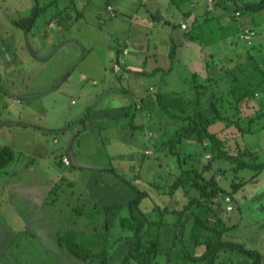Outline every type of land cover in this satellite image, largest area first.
<instances>
[{
  "label": "rangeland",
  "instance_id": "rangeland-1",
  "mask_svg": "<svg viewBox=\"0 0 264 264\" xmlns=\"http://www.w3.org/2000/svg\"><path fill=\"white\" fill-rule=\"evenodd\" d=\"M49 1L38 0L47 7L28 37L12 20L28 16L35 0H0V145L14 152V160L0 168V264H99L100 258L86 262L69 255L56 238L71 228H99L104 219L111 234L106 264H123L133 242L119 226L126 208L105 216L98 207L125 204L136 193L103 170L109 167L147 192L140 209L149 220H163L153 264H179L175 225L183 222L179 211L194 192L179 187L171 193L170 183L180 168L202 170L208 160L212 165L203 171L205 178L213 177L231 193L230 211L224 198L212 202L230 227L223 238L257 250L264 264V167L235 169L234 162L216 157L207 141H183L186 162H178L162 147L163 132L176 120L163 117L154 101L134 108L138 97L157 92L192 97L194 84L228 69L245 71L238 84L224 81L226 86L251 82L258 99L264 91V9L215 0L217 12L223 11L218 17L204 12L206 0ZM190 9L202 14L193 10L197 20L183 33L178 23L188 19ZM248 33L250 39L244 40ZM117 50L119 70L114 72ZM254 105L243 111L251 114ZM221 127L220 122L210 125L218 132ZM250 129L243 135L235 129L221 134L238 141H228L230 152L243 145L256 154V163H263L264 118ZM63 153L69 165L61 162ZM246 158L251 161L252 155ZM209 220L212 224V214ZM191 225L189 218L185 243ZM202 250L199 246L195 252Z\"/></svg>",
  "mask_w": 264,
  "mask_h": 264
},
{
  "label": "trees",
  "instance_id": "trees-1",
  "mask_svg": "<svg viewBox=\"0 0 264 264\" xmlns=\"http://www.w3.org/2000/svg\"><path fill=\"white\" fill-rule=\"evenodd\" d=\"M48 3L50 4L51 0ZM236 5L256 11L264 9V0H247L242 3L237 1ZM46 7V3L40 5L38 0H35L31 13L28 16L13 19L12 23L28 32L33 28L39 13ZM173 53L174 51H171V56ZM114 61L119 63V50L116 52ZM158 69L160 68L157 67L152 71ZM128 71L131 70L129 69ZM244 71V69H240L238 72L234 69H228V71H219L216 77L208 75L204 79V83L194 84V94L189 98L177 92H172V94L168 95L164 92H157L152 95H146V98H137L134 108L138 109V102H143L144 100L147 102L154 101L156 109L163 117L176 120L174 128H171L172 130L165 129V132H163V137L166 139L162 147H164V151L174 155L178 162L185 160V158L181 159L180 151L183 141L199 143L207 141L214 155L234 162L235 169L244 167L262 168L264 167V162L256 163L254 161L256 154H252L251 150L246 146H237L234 148L235 153L230 152L228 141L231 140L237 143L238 141L235 138L223 139L221 134L224 130L226 132L235 129L239 135H243V133L251 131L252 122L258 118H264L263 90L257 99L255 95L258 93L249 88L251 82L235 86H231L229 83L226 86V82H224L236 81L239 73L242 74ZM133 72L142 74L146 71L134 70ZM254 104H256V108L251 114L243 111L244 107L253 109L255 107ZM128 114L130 117L132 116L129 111L126 112V115ZM86 116H89V114L86 113ZM246 118L248 119L245 120ZM215 122L222 124L221 132L210 129V125ZM243 122H246L245 125H243ZM140 126L139 124L133 125L134 128ZM237 143L236 145H238ZM250 155H252L251 161L246 158ZM62 156H66V153L61 154L60 158ZM13 160L14 152L12 148L7 145H0V168H4ZM211 165V160H208L202 170L191 166L190 168H180L178 176L173 183L171 182L172 184L170 183L171 193L179 187L182 188L184 193L192 192V190L194 192V194H191L188 204L179 211V218L184 216L183 222L178 221L175 225L174 238L177 237L178 239L174 241L178 240L181 245L179 264H261L262 256L257 250L247 248L238 241L223 238L230 227L226 226L224 219L217 216L214 212L212 202L217 198H224L225 200V197L230 196L231 193L220 187L213 177L205 178L203 171L209 170ZM103 170L119 177L136 193L125 204H101L100 208L98 207V210L105 216L109 213L119 214L118 212L126 208V214L119 216V226L130 234L133 242H131L130 247L125 252L122 263L153 264L158 252L159 230L163 224L162 218L158 221L149 220L147 214L140 209L142 199L147 196L145 190H139L131 185L128 180L112 167L103 168ZM193 206H197L194 211L191 210L194 208ZM210 214L214 216L212 224L209 220ZM189 218L192 219V225L188 234V241L185 243L182 236L185 222ZM110 238V224L104 219V223L99 228L94 225L84 229H67L60 235L58 234L56 241L69 255L81 261L92 262L94 259L100 258L98 263L106 264L109 258L107 249ZM199 246L203 247L202 253L196 254L195 250Z\"/></svg>",
  "mask_w": 264,
  "mask_h": 264
},
{
  "label": "crops",
  "instance_id": "crops-1",
  "mask_svg": "<svg viewBox=\"0 0 264 264\" xmlns=\"http://www.w3.org/2000/svg\"><path fill=\"white\" fill-rule=\"evenodd\" d=\"M236 0H234V2H235ZM238 1V0H237ZM236 1V2H237ZM243 1H247V0H239L238 2L239 3H242ZM235 2V3H236ZM209 2H208V0H206V4H205V6H204V12L207 14V12H209V13H212V11H213V14L214 15H218V17H220L221 16V14H222V12L223 11H219V12H217V10H216V6H217V3H216V1L214 0L213 1V4H212V9L210 10H208V6H209V4H208ZM111 6V5H110ZM237 7H239L238 5H236ZM224 8H225V6H223ZM112 10H113V7H112ZM193 10H195L198 14H202L201 12V10H196V9H190V10H188L187 11V16L185 17V18H188V19H184V20H181L179 23H178V27H179V29L184 33L186 30H182L181 28H180V23L181 22H185L186 24H187V26H188V28H187V31L190 29V27L192 26V23L194 22V21H196L197 19H196V17L197 16H195L194 15V11ZM201 11V12H200ZM200 12V13H199ZM217 12V13H216ZM26 35H28V32H26ZM28 37H29V35H28ZM27 37V38H28ZM191 41V40H190ZM189 40H187L186 42L189 44V42H190ZM40 44V43H39ZM124 54V53H123ZM126 54V53H125ZM124 54V55H125ZM249 57H251L250 56V54L248 53L247 54ZM237 58V57H236ZM261 67H262V65H261ZM157 68V67H156ZM155 69V68H154ZM233 83H235V81H233ZM232 84V82L231 83H229V85H231ZM235 84H238V83H235ZM123 91H125L126 92V90L125 89H123ZM142 97V96H141ZM138 98H140V97H138ZM104 184H106V183H104ZM108 185V184H107Z\"/></svg>",
  "mask_w": 264,
  "mask_h": 264
},
{
  "label": "built area",
  "instance_id": "built-area-1",
  "mask_svg": "<svg viewBox=\"0 0 264 264\" xmlns=\"http://www.w3.org/2000/svg\"><path fill=\"white\" fill-rule=\"evenodd\" d=\"M209 1V6H208V9H212V4H213V1L214 0H208ZM107 9L109 10V11H112V7L110 6V5H108L107 6ZM180 28L182 29V30H185V29H187V25L184 23V22H181L180 23ZM243 39L244 40H249L250 39V34L248 33V34H246V35H243ZM249 42V41H248ZM123 53L125 54L126 53V50L124 49L123 50ZM119 70V65H118V63H115L114 65H113V71L114 72H116V71H118ZM61 161H62V163L64 164V165H69V161H68V158L66 157V156H62V158H61ZM231 197L230 196H226L225 197V202H226V205H227V207H226V209L228 210V211H230L231 209H232V206H231V204H230V202H231Z\"/></svg>",
  "mask_w": 264,
  "mask_h": 264
}]
</instances>
